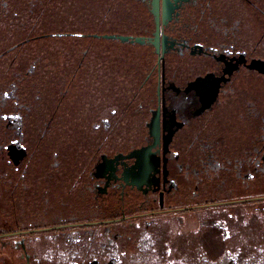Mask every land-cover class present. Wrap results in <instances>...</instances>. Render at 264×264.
Listing matches in <instances>:
<instances>
[{
	"label": "flooded vegetation",
	"instance_id": "1",
	"mask_svg": "<svg viewBox=\"0 0 264 264\" xmlns=\"http://www.w3.org/2000/svg\"><path fill=\"white\" fill-rule=\"evenodd\" d=\"M0 264H264V0H0Z\"/></svg>",
	"mask_w": 264,
	"mask_h": 264
},
{
	"label": "rangeland",
	"instance_id": "2",
	"mask_svg": "<svg viewBox=\"0 0 264 264\" xmlns=\"http://www.w3.org/2000/svg\"><path fill=\"white\" fill-rule=\"evenodd\" d=\"M84 95H86V98H89V97H90V94H87V93H86V94H84Z\"/></svg>",
	"mask_w": 264,
	"mask_h": 264
}]
</instances>
